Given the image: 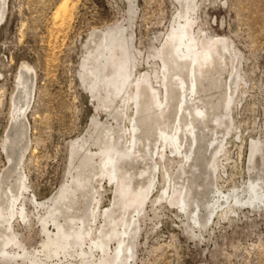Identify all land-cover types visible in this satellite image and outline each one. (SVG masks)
I'll return each mask as SVG.
<instances>
[{
	"label": "rangeland",
	"instance_id": "rangeland-1",
	"mask_svg": "<svg viewBox=\"0 0 264 264\" xmlns=\"http://www.w3.org/2000/svg\"><path fill=\"white\" fill-rule=\"evenodd\" d=\"M187 2L0 0L2 207L10 195L9 189L16 193L21 176L27 179L29 195L39 202L56 196L75 176L85 180L94 178L92 184L97 187L99 148L113 142L126 147L127 119L135 118L132 108L121 109L124 105L119 101L121 96L117 97L119 100L112 96L115 91L108 83L114 77L113 68L101 57L98 56L99 61L95 58L100 52L96 50L102 35L109 32L119 35L123 30L130 54L129 67L131 59L136 60L132 78L138 80L149 73L151 81L158 83L161 76L158 52L169 39L178 13H185ZM193 5L192 31L198 42L203 37L210 41L221 38L230 45L229 51L222 50L225 54L221 60L222 72L200 80L198 94L209 116L204 120L207 129L200 132L203 138L200 136L198 143L197 166H186L183 174L179 173L177 161L169 162L167 167L174 183L188 180L191 191L187 199L198 200L201 208L197 211L190 204L185 212L180 211L178 206L169 205L164 195L154 207L148 203L134 239L133 264H264V0H194ZM88 52L92 56L86 60ZM231 79L235 84L231 85L232 103L228 108ZM94 85L95 91H99L96 98L89 90ZM26 86L32 91L31 103L26 118L21 117L17 122L12 117L13 101ZM143 115L152 116V112L145 110ZM151 116L141 119L138 133L142 138L140 146L145 145L140 147L144 152L139 154L145 155V159L149 158L147 145L150 143L155 149L160 141L159 132L169 131L173 120L172 117L167 122L165 118L154 120ZM195 118L202 126L203 121L196 115ZM20 130L25 134L21 144ZM220 141L223 151L218 153L217 149L213 155L212 149ZM72 143H85V148L94 154L93 163H84V150L72 154ZM253 150L255 154L250 159ZM123 168L121 173L126 178L135 177L133 185L137 190L141 185L147 186L150 164L139 159ZM141 172L144 173L140 175ZM157 176L160 183L163 176L166 178L165 174ZM102 185L105 191L101 209L104 210L114 203L115 193L112 184L103 181ZM89 188L87 184V188L72 198L74 209L85 208L88 198L81 194ZM160 188L157 184L152 189L151 200L162 195ZM259 188L263 191L257 195L262 199L258 196L252 199ZM216 200L222 206L215 205ZM32 205L26 202L32 221L28 225L19 221L13 227L18 241L30 251L41 250L43 237L35 223L36 211ZM198 213L201 223L194 225L192 220ZM5 228L0 226L1 233L6 234ZM10 252L17 250L12 248ZM0 264L24 263L17 259Z\"/></svg>",
	"mask_w": 264,
	"mask_h": 264
},
{
	"label": "bare ground",
	"instance_id": "bare-ground-1",
	"mask_svg": "<svg viewBox=\"0 0 264 264\" xmlns=\"http://www.w3.org/2000/svg\"><path fill=\"white\" fill-rule=\"evenodd\" d=\"M193 2L194 0H189L186 3L185 13L182 11L178 13L177 20L171 26L169 39L165 40L166 42L162 45L163 48L158 52L157 56H159L161 62V76L158 83L153 82L154 80L151 81V74L149 75V73H146L141 79L138 78V80L132 78L131 74L134 71L136 60L133 59L132 61L131 59L132 64L129 67L130 54L127 40L123 36V30L120 31L119 35L112 34V32L102 35V41L98 46L96 45V51L100 50V52L95 58L99 61L98 56L101 57L108 66L110 65L113 68L112 74L114 77L107 83L114 88V95L111 93L114 99L121 96V98L119 97L120 100L118 99L124 104L121 109L132 108L131 110L135 112L134 119L132 117L127 119L129 124L126 127L128 128L126 130L127 146L121 148L118 147L116 142H113L108 146L99 148L101 161L98 166L99 175H95L97 177V180L95 179L97 187L92 184L94 178L85 180L74 174L75 177L70 185L65 184L56 196L44 202H39L34 195H29L27 179L25 176L20 175L16 193L9 189L8 193L10 195L6 197L5 207L0 205V226H6L5 230L7 231L6 234L4 231L2 233L0 231V237H2L0 241V262H15L20 259L24 264H133L136 247L134 239L140 229L141 213H144L148 203H151L154 207L157 202L164 198L162 197L164 195V200L169 205L178 206L180 211H184L190 204H193L197 211L201 208L198 200L191 202L187 199L191 191L188 180L181 184L174 183L167 167H169V162L177 161L179 173L183 174L186 166L190 168L197 166L195 162L198 155L200 156V144L198 143L201 141L200 136L203 138L200 132L207 129L204 120L209 116L203 105V99L198 94L200 80L207 76L220 74L221 60L225 57L223 51H229L230 48L228 47L230 45L221 38L210 41L203 37L198 42L192 31L194 20L191 13L195 10ZM231 51L233 52V50ZM90 56L92 54L88 52L86 60ZM238 65L236 64V66ZM234 81V79H231V83L228 85V108L232 103L233 89L231 85L235 84ZM22 89L16 100L14 99L12 107V117L17 122L21 120V117L23 120L26 118L31 103L32 91L30 87L26 86ZM89 90L95 98L97 93L99 94V91H95V85L90 86ZM145 110L147 113L151 111L152 116L147 115L148 117H145V114L143 115ZM159 111L161 112L158 114ZM194 112L200 118V121H203L202 126L196 121ZM150 116L154 120L157 118H165L166 120L169 117H172L173 120L169 131L161 130L159 132L160 141L155 149L152 148L154 145L150 143L147 145L149 158L145 159V155L139 154L142 151L144 152L140 147H145V145L140 146L142 138L138 133L141 132L142 128L141 119H149ZM20 127H24V124ZM24 135L23 131L19 135L20 144L24 140ZM120 138L123 137L120 136ZM145 142L148 143V140ZM149 142L151 141L149 140ZM84 144L72 143L71 149L72 154H77L78 149H81L80 151L84 150L82 156L85 160L84 163L88 164L89 161H92L94 154H91L92 152L90 153ZM217 149H219L218 153L223 151L222 141L212 149L213 155ZM257 151L260 152V150ZM254 154L255 150L251 152L250 159ZM213 155L212 157H214ZM22 156L23 152L20 154V158ZM139 159L147 165L150 164V172L147 186L141 185V188L137 190L133 185L135 177L128 176L126 178L121 171L124 169L125 164L137 163ZM130 169L132 168L130 167ZM142 173L144 172H141L140 175ZM157 174H165L166 178L164 179L163 176L160 183ZM103 181L112 184L115 193L114 203L110 205L111 208L109 206L104 210L101 209L102 195L105 191V187L102 185ZM87 184L90 187L89 191L87 190L86 193L81 194V197L88 198L85 202V208L83 210L74 209L72 198H75L77 194L79 195L85 187L87 188ZM157 184L160 185L163 193L151 200L149 195ZM262 191V188H259L252 199L256 198L257 194ZM262 196L264 197V195ZM27 201L33 204L32 206L36 211L35 223L39 225L40 234L43 236L40 242L41 250L34 248L30 251L23 246L13 230L14 224L19 221L27 225L32 221L26 210ZM214 204L220 207L223 203L219 204L216 200ZM195 215V217L192 216V221L194 225L195 223L200 225V213ZM27 228L29 229V227ZM12 248L16 249L17 252H10Z\"/></svg>",
	"mask_w": 264,
	"mask_h": 264
}]
</instances>
